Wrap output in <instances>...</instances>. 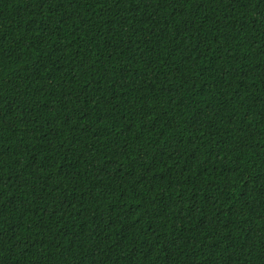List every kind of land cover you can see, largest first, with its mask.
<instances>
[{"label": "trees", "instance_id": "trees-1", "mask_svg": "<svg viewBox=\"0 0 264 264\" xmlns=\"http://www.w3.org/2000/svg\"><path fill=\"white\" fill-rule=\"evenodd\" d=\"M0 264H264V0H0Z\"/></svg>", "mask_w": 264, "mask_h": 264}]
</instances>
